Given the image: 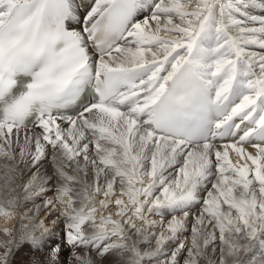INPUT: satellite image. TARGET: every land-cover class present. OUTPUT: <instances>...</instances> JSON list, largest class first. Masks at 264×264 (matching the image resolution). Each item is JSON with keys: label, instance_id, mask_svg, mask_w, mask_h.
Here are the masks:
<instances>
[{"label": "snow or ice", "instance_id": "obj_1", "mask_svg": "<svg viewBox=\"0 0 264 264\" xmlns=\"http://www.w3.org/2000/svg\"><path fill=\"white\" fill-rule=\"evenodd\" d=\"M0 264H264V0H0Z\"/></svg>", "mask_w": 264, "mask_h": 264}, {"label": "bare ground", "instance_id": "obj_2", "mask_svg": "<svg viewBox=\"0 0 264 264\" xmlns=\"http://www.w3.org/2000/svg\"><path fill=\"white\" fill-rule=\"evenodd\" d=\"M17 222L16 219H13L12 221H6L5 218L0 217V229L3 227H12Z\"/></svg>", "mask_w": 264, "mask_h": 264}]
</instances>
